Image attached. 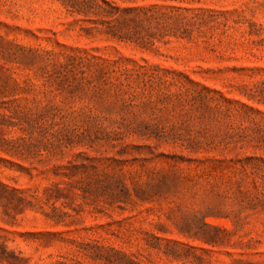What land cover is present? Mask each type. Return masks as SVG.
I'll return each instance as SVG.
<instances>
[{
  "label": "rangeland",
  "instance_id": "1",
  "mask_svg": "<svg viewBox=\"0 0 264 264\" xmlns=\"http://www.w3.org/2000/svg\"><path fill=\"white\" fill-rule=\"evenodd\" d=\"M0 264H264V0H0Z\"/></svg>",
  "mask_w": 264,
  "mask_h": 264
}]
</instances>
